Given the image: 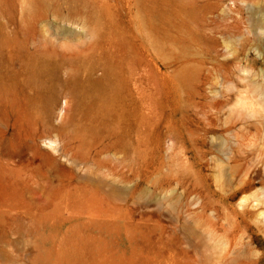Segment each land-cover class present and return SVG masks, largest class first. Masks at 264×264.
Segmentation results:
<instances>
[{
	"label": "rangeland",
	"instance_id": "rangeland-1",
	"mask_svg": "<svg viewBox=\"0 0 264 264\" xmlns=\"http://www.w3.org/2000/svg\"><path fill=\"white\" fill-rule=\"evenodd\" d=\"M264 0H0V264H264Z\"/></svg>",
	"mask_w": 264,
	"mask_h": 264
},
{
	"label": "bare ground",
	"instance_id": "bare-ground-1",
	"mask_svg": "<svg viewBox=\"0 0 264 264\" xmlns=\"http://www.w3.org/2000/svg\"><path fill=\"white\" fill-rule=\"evenodd\" d=\"M264 213V212H263Z\"/></svg>",
	"mask_w": 264,
	"mask_h": 264
}]
</instances>
